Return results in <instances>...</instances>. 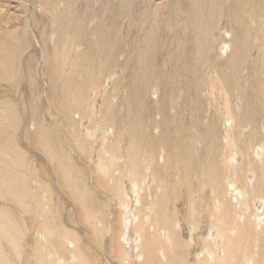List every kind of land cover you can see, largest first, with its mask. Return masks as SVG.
<instances>
[{"label": "bare ground", "instance_id": "6f19581e", "mask_svg": "<svg viewBox=\"0 0 264 264\" xmlns=\"http://www.w3.org/2000/svg\"><path fill=\"white\" fill-rule=\"evenodd\" d=\"M78 1L37 0L34 7L49 26L38 29L37 40L47 106L60 121L49 133L33 102L31 122L37 149L54 165L57 189L14 142L21 124L14 101L20 39L10 34L0 40V79L12 94L0 102V264H264V59L252 76L256 101L246 98V59L259 35L256 23L253 32L246 28L264 15V0L257 8L235 0L237 10L225 17L245 37L224 64L217 60L221 51L228 56L230 43L212 32L229 0H186L185 10L174 0L162 26L182 35L175 33L179 45L175 38L162 66L155 62L157 14L136 19L146 46L133 42L135 57L119 66L114 53L123 38L94 10L101 0H83L82 13ZM131 9L124 12L129 18ZM186 30L192 35L189 62ZM255 47L264 58V42ZM116 69H130L129 88L114 78ZM157 84L167 102L148 112L145 100L158 93ZM202 100L213 117L208 143L185 132L182 120L188 114L192 127H205Z\"/></svg>", "mask_w": 264, "mask_h": 264}, {"label": "rangeland", "instance_id": "374dc122", "mask_svg": "<svg viewBox=\"0 0 264 264\" xmlns=\"http://www.w3.org/2000/svg\"><path fill=\"white\" fill-rule=\"evenodd\" d=\"M70 2H73L74 0H69ZM124 3L126 0H122ZM133 1V2H132ZM261 0H250L249 2L252 3V5L256 7L257 3L261 5ZM37 0H0V40L6 38L10 34H14L16 38H19V47L21 54L19 53V60L20 63V72L18 77V93L14 96V101L16 102L18 112L21 117V124L18 132L15 134L14 142L19 146L21 149V152H23L26 156V158L29 160V163L31 166H34L37 175L39 177H44V180L50 179L48 182L51 184L49 185L51 188L55 185V179L52 174L54 171V165L48 160L45 153L41 150L37 149L35 145V139L36 136V126H32L31 122V116H32V110L31 105L33 102H35L36 107V115L37 120L39 122H42L46 129L50 131L49 133L54 134V125L57 124V122L60 121L59 114L56 115L53 108H48L47 106V91H48V80L46 76L43 74H46V65L43 64L44 60L42 58L41 52H40V44L38 40L40 41V33L38 32L42 30V27H45V29L48 31L49 26L46 22V16L44 13L40 12L39 10L34 9L35 4ZM131 2V3H130ZM220 2V1H219ZM121 0H101V2L97 5H94V10H97L98 13L103 15L101 20L104 21V25H107V30L111 28L112 33H118L123 38V42L121 45H119L116 48V51L114 53L117 61V65L122 66L125 64L130 58H134V53L132 52V46L133 42L136 43V47L143 49L145 48L146 44L144 39L142 38L143 32L137 27V20H142V16L144 12L157 14L158 17L161 19L160 22V29L157 32V36L155 37V40L157 41L158 46V53L155 58V62L158 66H162L163 59L166 58V51L172 50L171 47H175L176 44H172V41L177 39V45L178 44V38L175 37V33H177L178 36L182 35L181 30H176L174 28H170L169 30L167 28H164V25L162 26V23L167 20L168 16L170 15V9L174 3V0H128L126 1L125 5L121 9ZM182 5L180 6V9L183 7L182 10H185L187 7L186 0H181ZM123 4V3H122ZM129 6H128V5ZM184 4V5H183ZM225 9L221 11L222 18L219 21L217 28L212 32V36L215 38L221 37L223 41H226L230 43V53L227 57L226 54L221 51V59H218V63L224 64L228 61L229 57L232 55V57L237 55V49L238 46L236 42L241 39L242 37H245L243 34V28L236 25H232L229 23V21L226 19L227 15L230 14L232 10H237L236 8V2L235 0H229L225 3ZM132 7V9H131ZM132 10V17L129 18L124 14L125 11L128 9ZM229 8V9H227ZM106 9V10H105ZM109 9V10H108ZM77 11L79 13L85 11V2L83 0H79L77 2ZM2 13V15H1ZM147 13V14H148ZM5 14V15H4ZM115 14V15H114ZM206 14V12H205ZM239 14V13H238ZM261 17L254 18L252 21L248 22V31H254L255 30V23L257 26V33L259 35L254 36V42L252 43L251 49H249V54L247 55L246 64L247 71L246 74L251 79L248 81V87L246 98L251 103L256 101V91H253L251 86L253 85L254 80L252 79L253 71L257 67H259V60L264 59L262 56V51L255 47L256 44L264 42V15L262 13ZM185 16V15H184ZM226 16V17H225ZM190 17L186 18L189 19ZM137 19V20H136ZM185 19V20H186ZM132 20H134V24H132ZM27 23L30 22V28L29 32L27 29ZM246 23V22H245ZM38 24V25H37ZM136 24V25H135ZM188 26V24H185ZM38 27V28H37ZM93 27V24H90L89 29ZM141 27H146V29H149V25L141 24ZM239 29V30H238ZM24 31H27V35L25 36L23 33ZM226 32L227 35L224 34ZM192 35L189 34V31L186 30V36L185 41L183 40L182 45L184 44L185 48L189 50V53L187 54V57L185 61L189 62L191 61V54L190 50L192 49ZM38 39V40H37ZM257 39V40H256ZM249 40L252 41V37L249 38ZM171 43V45H170ZM248 43V42H247ZM165 45L166 49H162L160 46ZM237 47V48H236ZM264 50V49H263ZM165 55V56H164ZM217 55V48L216 51L209 54V57H212L211 59L215 58ZM264 55V54H263ZM188 64V63H187ZM181 64L177 65V68H179ZM30 71V72H29ZM114 78L124 79V84L126 87L129 88L130 84V69H126L124 74L120 71V69H116L114 71ZM35 79L33 82V85L31 86V79ZM6 83V84H5ZM6 85V86H5ZM9 83L2 81L0 79V102L5 100L6 98H9V96H12L11 93L8 92L9 89ZM156 86H160V84H157ZM254 87V86H253ZM36 90H35V89ZM108 90L112 89V83L109 82ZM33 90H35L33 92ZM33 92L35 95H32ZM187 95V94H186ZM185 95V96H186ZM50 96V94L47 95V97ZM153 96V97H152ZM182 95V98H180L181 106L182 104H185V101L188 100V95L185 97ZM51 97V96H50ZM168 95L164 93L163 84L160 86L159 91L156 95L148 96L145 100V106L148 109V112L152 110L157 105H165L167 102ZM200 99H203L202 97ZM9 100V99H8ZM56 102L59 101V99L55 100ZM204 104L202 105L200 109V121L206 126L203 125H195V127H192L190 125V116L188 114H183L182 120L184 122L185 132L189 131L191 135L201 138L200 141L202 143H208V133L210 135V131L208 129L209 126L213 123V117H212V111L208 110V106L205 103L204 100H202ZM256 108V106H254ZM47 108L49 111H46ZM164 107H162L163 109ZM161 109V110H162ZM183 109V108H182ZM160 110V112H161ZM257 110V108H256ZM205 113V114H202ZM156 115H152L151 118H154ZM157 118L160 119V121L163 118L162 112L161 115H159ZM260 119V118H259ZM259 122V120H258ZM262 122V121H261ZM260 122V125H261ZM191 126V129L189 127ZM261 126H264L262 123ZM189 127V128H188ZM204 128L201 129V128ZM218 132L219 134H222L221 143H226V139H224V126L218 124ZM221 127V128H220ZM188 128V129H187ZM228 128V127H227ZM254 127H249L247 129L248 133L249 131L253 130ZM206 129H208L206 131ZM224 129V130H223ZM194 132H193V131ZM207 134H206V133ZM207 138H206V136ZM206 138V139H205ZM203 139V140H202ZM57 144V143H55ZM49 163V164H48ZM50 166V167H49ZM37 168V169H36ZM53 168V169H52ZM31 170V169H30ZM48 170V171H47ZM49 172V174H48ZM32 174V172H31ZM46 174V175H45ZM52 174V175H51ZM51 175V176H48ZM49 178H47V177ZM52 177V178H51ZM54 180V181H53ZM52 181V182H50ZM54 183V185H53ZM56 186V185H55ZM54 186V187H55ZM54 187L52 189H54ZM58 188L57 186L55 187ZM68 205V209H70V205Z\"/></svg>", "mask_w": 264, "mask_h": 264}]
</instances>
